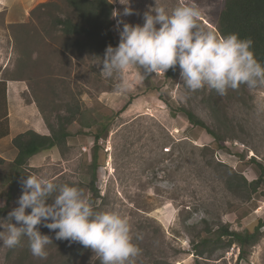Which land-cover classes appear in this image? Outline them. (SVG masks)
I'll list each match as a JSON object with an SVG mask.
<instances>
[{
  "label": "rangeland",
  "instance_id": "374dc122",
  "mask_svg": "<svg viewBox=\"0 0 264 264\" xmlns=\"http://www.w3.org/2000/svg\"><path fill=\"white\" fill-rule=\"evenodd\" d=\"M108 1L112 13H120L111 18V33L117 44V20L142 25L143 13L155 6V0H129L133 13L123 16L125 5L121 3L125 0ZM180 2L157 0L169 10ZM186 2L201 10L198 25L217 33L223 0ZM42 4L48 6L39 8ZM70 13L66 0H0V80L23 82L20 106L11 107L12 136L22 131L20 125L27 110L23 103H32L36 114L41 112L56 126V118L65 114L67 106L78 102L86 111L85 124L94 119L107 127V134L97 145L94 187L98 198L94 199L88 184L93 135L99 126H68L71 136L63 155L53 148L47 161L29 164L12 190L8 162L16 151L9 136L0 139V157L5 160L0 164V219L6 220L8 213L18 207L21 180L28 173L58 185L77 186L91 199L94 210H115L126 216L133 242L141 249L133 264H195L192 244L210 238L208 232L224 224L234 231H251L259 219L264 220L263 187L248 198L233 195L224 183L229 176L227 169L253 181L258 177V166L264 168V87L249 89L241 85L221 96L207 86L196 91L187 89L180 81L179 68L170 80L163 73L140 79L139 70L132 69L122 77L131 82V87L119 92L115 84L121 77L105 78L100 71L104 55L75 51L71 40L59 37L51 27L54 18ZM13 92L9 88L10 97ZM179 108L198 116L218 134L219 143L188 124ZM2 113L4 104L0 102ZM24 124L28 125L26 121ZM225 142L237 143L231 145L232 153L221 149ZM37 227L53 242L46 248L47 258L34 257L27 237H22L11 249L0 242V264H100L89 248L57 240L55 231L43 224ZM137 235L142 239H135ZM197 261L264 264V236L244 260L238 259V248L232 246Z\"/></svg>",
  "mask_w": 264,
  "mask_h": 264
},
{
  "label": "clouds",
  "instance_id": "9594fccd",
  "mask_svg": "<svg viewBox=\"0 0 264 264\" xmlns=\"http://www.w3.org/2000/svg\"><path fill=\"white\" fill-rule=\"evenodd\" d=\"M121 4L125 5L123 16L133 13L129 0ZM113 13V17L120 15ZM201 14L194 3L186 0L171 10L155 0V6L143 13L142 25L117 20L119 42L115 47H106L100 71L105 78L121 77L115 84L119 92L131 87V82L122 78L129 70L138 69L137 75L143 79L153 73L175 71L177 67L180 81L192 91L207 86L223 96L241 85L249 89L264 87V64L255 58L251 38H240L238 33L218 35L203 29L198 25ZM21 188L18 207L8 213L6 220L0 219L3 246L14 248L22 237H27L31 254L46 259V248L53 242L39 231L37 226L43 224L55 231L57 240L78 242L89 248L100 264H133L140 255L129 219L115 210H94L91 199L79 187L58 185L27 173ZM26 209H30L28 214Z\"/></svg>",
  "mask_w": 264,
  "mask_h": 264
},
{
  "label": "trees",
  "instance_id": "16d2710c",
  "mask_svg": "<svg viewBox=\"0 0 264 264\" xmlns=\"http://www.w3.org/2000/svg\"><path fill=\"white\" fill-rule=\"evenodd\" d=\"M68 8L71 10L70 16L54 18L51 27L59 37L71 40V45L77 52H85L96 57L103 56L107 46H117L111 29L113 26L112 10L113 6L108 0H66ZM48 4H42L39 8H45ZM218 35L238 33L240 38H251L253 41L252 51L255 58L264 64V0H223L222 8L217 19ZM178 69V67H177ZM169 69L164 73V78L170 80L176 77L178 70ZM0 102L4 104V113L0 115V121L7 115L6 106V80H0ZM82 105L75 102V105H68L63 116L56 118V126L40 112L41 118L48 129L49 135L43 136L32 130L16 135L11 140V145L16 150V156L8 162L10 174L9 190H12L25 169L29 167L28 160L34 155L56 148L60 155L67 150L68 138L71 134L67 127L77 123L81 129L86 127V111L82 110ZM178 111L185 117L188 124L205 131L213 138L215 143H219L218 134L211 130L198 116L191 110L179 108ZM99 126V131L93 135L94 146L91 149V161L89 164L90 181L88 189L94 199L98 198V192L94 187L96 179L98 148L100 139L107 134V127L94 119L88 125ZM82 133V132H80ZM87 135V134H84ZM221 149H225L221 144ZM5 160L0 158V164ZM258 177L253 181H247L241 174L227 169L229 176L224 182L226 189L236 196H247L248 198L264 188V168L258 166ZM264 192V189H263ZM6 200V205L8 204ZM30 210L28 211V213ZM264 220L259 219L251 231L238 232L231 230L227 224L220 225L212 232H208L210 238H202L193 242V255L197 259L210 257L216 250L228 249L232 246L238 248V259L244 260L249 251L264 236Z\"/></svg>",
  "mask_w": 264,
  "mask_h": 264
},
{
  "label": "crops",
  "instance_id": "0c3cea01",
  "mask_svg": "<svg viewBox=\"0 0 264 264\" xmlns=\"http://www.w3.org/2000/svg\"><path fill=\"white\" fill-rule=\"evenodd\" d=\"M22 83L23 82L21 80L6 81L7 115L3 120L0 121V133H1L0 139L2 140V139H5L6 137L10 136V138H9L10 143H11V140L16 136V135H14V136L11 135L12 113L14 115V108H13V110H11V107H15V106L19 107L20 106L18 100H19V94L23 89L22 85H21ZM9 88L14 90L12 97H10ZM15 92H17V94ZM16 95H17V97H16ZM22 107L27 109V110H26V113L23 114V117H22L24 122H23V124L20 125V127L22 128V131L20 133H24L28 130H32V131L36 132L37 134H40L43 136H48L49 135L48 129L46 128L42 118L39 117L40 115H38V112L36 114L34 105L32 103H23ZM25 121L28 123V125L24 124ZM67 145H68V142H67ZM52 154H53V148L50 150H47V151L40 152L28 160V165L31 164L32 162H41L44 160L47 161V158H49V156ZM15 156H16V154H15Z\"/></svg>",
  "mask_w": 264,
  "mask_h": 264
},
{
  "label": "built area",
  "instance_id": "2783aa9c",
  "mask_svg": "<svg viewBox=\"0 0 264 264\" xmlns=\"http://www.w3.org/2000/svg\"><path fill=\"white\" fill-rule=\"evenodd\" d=\"M223 145H224L225 149H226V148L229 149V151L232 153L231 145L236 146L237 143H235V142H232V143H230V142H225Z\"/></svg>",
  "mask_w": 264,
  "mask_h": 264
}]
</instances>
